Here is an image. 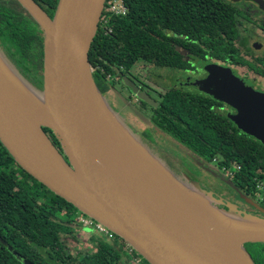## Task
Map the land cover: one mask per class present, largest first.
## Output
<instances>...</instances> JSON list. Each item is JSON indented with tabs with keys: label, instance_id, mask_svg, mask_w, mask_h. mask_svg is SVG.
I'll return each mask as SVG.
<instances>
[{
	"label": "water",
	"instance_id": "obj_1",
	"mask_svg": "<svg viewBox=\"0 0 264 264\" xmlns=\"http://www.w3.org/2000/svg\"><path fill=\"white\" fill-rule=\"evenodd\" d=\"M15 1L43 33L41 91L0 49V143L15 163L148 264H254L244 246L264 245V219L226 212L235 205L216 201L185 174L171 170L128 129L95 85L88 54L106 0H58L52 18L32 0ZM227 1L250 2L264 12V0ZM253 46L261 48L258 42ZM198 66L208 74L202 85L206 95L229 106L236 127L264 146V92L223 64ZM7 72L25 93L9 87ZM122 81L136 99L157 107L127 77ZM43 128L53 133L61 151Z\"/></svg>",
	"mask_w": 264,
	"mask_h": 264
},
{
	"label": "trees",
	"instance_id": "obj_2",
	"mask_svg": "<svg viewBox=\"0 0 264 264\" xmlns=\"http://www.w3.org/2000/svg\"><path fill=\"white\" fill-rule=\"evenodd\" d=\"M55 5L52 0L50 7ZM126 5L127 14L111 20L109 35L98 28L88 54L101 94L120 83L119 73L122 77L132 75L135 67L185 70L189 64L180 50L187 51L197 64L219 62L246 68L252 76L264 78V55L255 57L250 45L255 31L264 33V19L258 16L264 12L251 13L249 4L127 0ZM7 12L15 19L1 16V41L6 53L15 58L11 64L37 90L42 80L43 37L20 11ZM19 64L22 68L18 70ZM216 103L206 95L170 90L162 95L156 109H150V119L205 165L215 163L220 175L233 173L223 176L242 194L256 198L258 184H264V146L241 132L228 116L219 115L213 109ZM141 105L148 108L145 103ZM43 130L61 151L53 133ZM77 213L71 204L22 170L0 143V237L16 253L0 242V264H130L115 242L98 233L87 238L94 246L91 254L73 257L63 240L75 238L77 229L71 225ZM256 248V264H264V245Z\"/></svg>",
	"mask_w": 264,
	"mask_h": 264
},
{
	"label": "rangeland",
	"instance_id": "obj_3",
	"mask_svg": "<svg viewBox=\"0 0 264 264\" xmlns=\"http://www.w3.org/2000/svg\"><path fill=\"white\" fill-rule=\"evenodd\" d=\"M258 16L260 19H264V15L263 16L258 15ZM256 33H257V35L255 38H253L251 40V44L253 42H258L261 44V48L259 50H253L254 56L260 57V56L264 55V33H261L260 30H257ZM182 56L185 57V59L187 61H191L186 53L183 52ZM198 68L202 73L196 74V75L187 74L186 76L183 77L182 81H179V83H181L182 85L178 83V80L180 77V72L176 69H173V68H155V69L147 71L148 67L144 66L141 68L139 66L138 68L135 67L134 70H135V72H140L141 76L147 74L146 79L149 80V82H153V83L157 84L158 91H159V89H161L165 85H168V86H170V85L174 86L175 85L178 87L181 86L180 88H184L183 85H186L191 90L197 91L199 93L206 95V92L203 90L202 85L204 84L205 80L208 79V74L206 72H204L201 67L198 66ZM200 71H199V73H200ZM231 71L239 79H242L243 81H246L249 83H251V82L254 83L257 90H260V91L264 90V80H262L261 82H257V80H256L257 77L252 76L247 71L246 68H242V67L231 68ZM175 77H177V84L173 80V78H175ZM261 78L262 77H260L259 79H261ZM258 87H260V89ZM103 96L106 99L110 108L113 110V112L117 113L120 116L121 120L125 123V125L128 127V129L131 130V132L135 136H137L141 139V135L146 130H149L150 133L147 134V138L149 141L154 140L150 136L152 133L153 134L152 136H156V137L160 138L162 140V142H164V147L166 149L167 148L172 149V147H174V148L176 147L175 151H176V149L178 151H180L172 141H170L166 137H162L158 130H155L153 127L151 128L152 129L151 130L150 129L151 126H149L148 124L147 125L145 124V122L147 120L146 117L142 116L139 111L134 110V113H133L131 107L133 106V108H134L138 104L135 101L130 99V100H128L129 105H127L125 103L127 98H125L126 96H125L124 92H122L121 90L109 89ZM127 96H129L128 93H127ZM135 114H136V116H135ZM234 114H235V112L233 111L232 114L231 113L229 114V116L234 115ZM141 141H142V139H141ZM152 152L158 156V154L154 150H152ZM182 153L186 157V154L184 152H182ZM172 155L174 156L175 161H177V155L176 154H172ZM179 158H181V156H179ZM193 162H194V166H196V167H194V169L190 173L193 174L195 177H191L184 172H177V173L178 174H185V176L190 178L195 184L198 183L200 188H202V189L205 188L203 190H205L206 192L211 194L215 198L216 201H220L221 203L223 202L225 205H227V204L235 205L234 207L231 206L228 210H226V212H228L232 215H236L237 217H241L245 220H250V221L251 220L252 221H261L264 219V208H263V210H262V208H260V207H264V205H262V204H264V202H262V200L258 199V195L264 197V191L257 190L258 194H257L256 198L252 199L249 197L250 201L254 205V206H252L249 204L248 198L243 197L238 192L233 190L231 188V186L230 185L228 186V183H226V181H224L221 178V175L219 173L220 170L216 166L215 163H211L210 166H208V164H206V166H207L206 167V166L202 165V163L197 161L195 158H194ZM168 167L170 168L169 165H168ZM170 169L173 170L172 168H170ZM223 175L225 177L229 176L227 172H225ZM260 202H262V203H260ZM225 205H224V207H225ZM255 205L257 207H255ZM212 206L219 208V205H217V204H214V205L212 204ZM228 206H230V205H228ZM80 216H83V215H80ZM92 233H95L93 231L92 226H89L88 228L85 229L82 225H80V227L76 231L75 238L73 239L71 237H67L63 240V244H64V246H66L69 249V251H70V253H72L73 257H78L79 254H84V253L91 254L92 248L90 247V244L87 241V238L89 237V235H87V234H92ZM257 245L258 244H246L244 246V249L246 250V252L248 253V255L250 256V258L252 259V261L254 263H256L258 261V254H257V248H256ZM12 251H13L12 249L9 250V252H11V253H12Z\"/></svg>",
	"mask_w": 264,
	"mask_h": 264
},
{
	"label": "flooded vegetation",
	"instance_id": "obj_4",
	"mask_svg": "<svg viewBox=\"0 0 264 264\" xmlns=\"http://www.w3.org/2000/svg\"><path fill=\"white\" fill-rule=\"evenodd\" d=\"M34 1L44 12L45 14L49 17V18H52L53 15H54V12H55V8H56V5H57V2L58 0H53L55 1L56 5L54 8H51L50 7V3L52 2V0H32ZM242 3H247L249 4V7L248 8H251V13H254L255 15H258L259 13V8L257 5L253 4V3H250V2H242ZM18 5V6H17ZM20 11L23 15L24 18H26L32 25V28L38 33L40 34L42 37H43V33L41 31V29L39 28V26L34 22V20L29 16V14L21 7V5L15 1V0H0V18L1 16H5V17H9L11 19H15V17H13L12 15L8 14L7 11ZM262 16V14H260ZM261 33L262 30L259 29ZM257 31L254 32V38L256 37ZM255 42H253L251 44L250 42V45H251V48H252V51L255 50L254 49V44ZM0 49L1 51L3 52V54H5V57L7 58V60L12 63L13 65L15 64V58L12 56V55H8L5 51V45L2 43L1 41V38H0ZM183 52L187 54V56L190 58L191 61H187L185 59V57H183L184 61L186 63H188V68H186L185 70H180V69H176V68H173V69H176L180 72V77H179V80H178V83L179 81H182L183 77L186 76L187 74H201L202 72L199 70L198 66H197V63H195L193 61V57H191L187 51H184V50H180V54L183 55ZM215 63V62H214ZM215 64H221L219 62H216ZM17 66V65H16ZM15 67V66H14ZM230 68H238V67H234V66H229ZM16 68V67H15ZM20 69L22 68V64H19V67L17 66V69ZM18 69V70H19ZM149 70H152L150 67H148L147 71ZM200 71V73H199ZM120 77H121V81L120 83H117L116 86L114 88H111V89H114V90H121L122 92L125 93V98L126 101L125 103L127 105H129V102L128 100H133L135 101L138 105L136 107L133 108V106L131 107L132 108V111L134 113V110H137L140 112V114L144 117H146V122L145 124L151 126L150 129L153 127L155 130H158L160 132V135L162 137H166L168 138L170 141H172L176 146L177 148L181 151H178L176 149L175 151V148L172 147V149H166L164 147V142H162V140L156 136H152L153 134L151 133V137L154 139L153 141H149L148 138H147V134L150 133L149 130H146L142 135H141V139H142V142L144 144H146L151 150H154L158 156L165 161L166 164H168L170 166V168H172L175 172H184L186 174H188L189 176L191 177H195L193 174H191L190 172L194 169V158L199 161L200 163H202V165L206 166L202 161L198 160V158L194 155H192L191 153L183 150V148H181L178 144H176L175 141H173L171 138H169L168 136H166L165 134H163V132H161L152 122H151V119H150V114H151V110L150 109H156L159 105V100L162 98V95L167 92V91H174L175 93H177V90L179 91H184L186 93H196V94H200V95H205V94H202V93H199L197 91H193L191 90L189 87H187L186 85H183L184 88H180L181 86H168V85H165L164 87H162L161 89H159L158 91V86L157 84L153 83V82H149V80H147L146 78V75H141L140 72H134L132 75H129V76H126L131 82H133L135 84V86H137L138 88H140L143 92H145L151 99H153L156 103H157V107L156 108H153V107H150L148 106V108H145V107H142L141 105V101L136 99L129 91V89L125 86L124 82L122 81V75L119 73L118 74ZM258 78V79H257ZM256 80L257 82H261L262 80H264V78H261L259 79L260 77H257ZM173 80L175 81V83L177 84V77L173 78ZM181 84V83H179ZM182 85V84H181ZM259 85V84H258ZM38 88L37 90L41 91L42 90V80H41V85H37ZM254 89L257 90V88L255 87V84H254ZM260 89V87H258ZM262 90V89H261ZM107 92V91H106ZM105 92V93H106ZM264 92V90L262 91ZM103 93V95L105 94ZM127 93L129 94V96H127ZM207 96V95H206ZM143 103V102H142ZM215 107L213 109L216 110V112H218L219 115H223V116H228L229 117V114L231 113L232 114V109L227 106L226 104L222 103V102H218L216 103V105H214ZM144 111V112H143ZM132 113V112H131ZM136 116V114H135ZM152 130V129H151ZM48 138L51 140V137L49 134H47ZM51 142L53 143V140H51ZM56 147V145H55ZM57 148V147H56ZM58 150V149H57ZM184 152L186 154V157L184 156V154L182 153ZM172 154H176L177 155V161H175L174 159V156ZM179 156H181V158H179ZM207 167V166H206ZM220 173V172H219ZM233 173H230L229 176L227 177H230L232 176ZM205 189V188H203ZM241 206V205H240ZM261 208V207H260ZM80 215H83L81 213H77L75 215V217L73 218V222H72V227H74L75 229L78 230V228L80 227V223L78 221V219L81 217V218H86V216H80ZM74 224V225H73ZM83 226V225H82ZM84 227V226H83ZM89 227V226H88ZM88 227H84L85 229L88 228ZM94 231V230H93ZM95 232V231H94ZM96 233L98 232H95V233H92V234H88L89 237H91L93 234L96 235ZM98 234H101V233H98ZM103 235V234H102ZM105 236V235H104ZM106 237V236H105ZM1 239V237H0ZM89 239V238H88ZM87 239V241H88ZM108 239V238H107ZM2 240V239H1ZM110 242L113 241L115 242L119 248H121V251H122V254H125L124 250H125V244H122L119 240L115 241V238L114 236H112L111 239H108ZM6 244V243H5ZM6 246H8L6 244ZM90 247L92 248V252L94 251V246H91ZM13 254V253H12ZM80 255V254H79ZM78 255V257H79ZM256 264V263H254Z\"/></svg>",
	"mask_w": 264,
	"mask_h": 264
},
{
	"label": "built area",
	"instance_id": "obj_5",
	"mask_svg": "<svg viewBox=\"0 0 264 264\" xmlns=\"http://www.w3.org/2000/svg\"><path fill=\"white\" fill-rule=\"evenodd\" d=\"M127 0H110L108 3H105L102 15L100 17L98 28L103 31L105 35H109L112 31L110 27V22L113 18L124 17L127 14ZM228 173V172H227ZM230 175V172L228 173ZM258 190L264 191L263 183H259L257 186ZM264 197L258 195V199L262 200ZM79 223L84 227L92 226L95 232L105 235L108 239H111L113 234L110 233L102 225L94 222L89 218H79ZM125 255L129 258L130 264H144L143 259L140 258L136 252H134L128 245L125 246Z\"/></svg>",
	"mask_w": 264,
	"mask_h": 264
},
{
	"label": "bare ground",
	"instance_id": "obj_6",
	"mask_svg": "<svg viewBox=\"0 0 264 264\" xmlns=\"http://www.w3.org/2000/svg\"><path fill=\"white\" fill-rule=\"evenodd\" d=\"M8 73V72H7ZM8 75H9V78L11 79V82H10V84H9V87H11L12 89H14L15 91H17V92H20V93H25V91H24V89H23V87H22V84L19 82V81H17L12 75H10L9 73H8ZM26 122L28 123V124H32V122H33V120L31 119V118H27L26 119ZM235 255H239V250L237 249L236 251H235V253H234Z\"/></svg>",
	"mask_w": 264,
	"mask_h": 264
}]
</instances>
